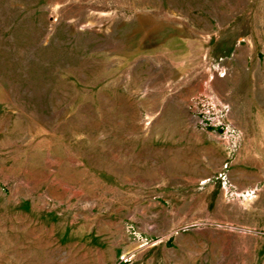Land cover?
I'll list each match as a JSON object with an SVG mask.
<instances>
[{
	"label": "rangeland",
	"instance_id": "1",
	"mask_svg": "<svg viewBox=\"0 0 264 264\" xmlns=\"http://www.w3.org/2000/svg\"><path fill=\"white\" fill-rule=\"evenodd\" d=\"M0 264H264V0H0Z\"/></svg>",
	"mask_w": 264,
	"mask_h": 264
}]
</instances>
